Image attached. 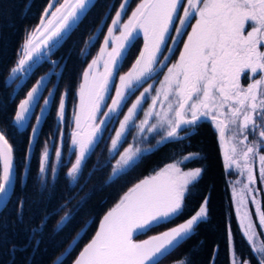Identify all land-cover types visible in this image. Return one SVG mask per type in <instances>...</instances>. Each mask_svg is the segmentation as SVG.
Instances as JSON below:
<instances>
[{
	"label": "snow or ice",
	"instance_id": "1",
	"mask_svg": "<svg viewBox=\"0 0 264 264\" xmlns=\"http://www.w3.org/2000/svg\"><path fill=\"white\" fill-rule=\"evenodd\" d=\"M95 5L96 0H63L48 15L53 7V0H49L40 15L39 24L33 31L25 32V40L16 53L19 58L10 68L5 83H16L17 88L22 87L42 60L50 64V69L36 80L25 98L15 104L14 115L8 117V124L0 127V208L13 195L16 176L14 150L7 138L8 131L11 129L21 134L20 130L31 127L28 150L23 160L24 167L28 168V152L33 143L39 140L37 133L41 122L46 120L45 111L51 104L55 109L53 131L45 139L38 158L33 184L35 198H30L27 193L16 198L17 217L21 221L26 203L36 206L30 220L41 211L39 205L44 206L40 223L30 229L29 239L35 242L34 250L40 243L37 234L43 235L52 216L64 213L53 227L51 239H54L75 218L85 202L82 198L65 212L72 198L62 197L49 211L48 206L55 194V184L50 183L49 176L55 180L58 170L66 168L65 189L70 190V187L80 183L82 177L87 180L96 171L110 168L107 179L101 185L102 190L104 186H111L127 175L146 154L158 150L156 145L163 146L165 142L173 140L178 142L197 134L196 128L205 119L210 120L218 130L222 143L226 132L233 133L230 137L235 141L232 155L225 152L224 160L226 168L235 166L247 176V182L240 192L233 188V195L239 197L237 212L240 213L246 204L245 193L252 195L254 190L250 185L256 183L250 160H259L260 181L264 183V75H260L264 74V51L260 50L264 47V0H186V3L185 0H139L126 20L123 17L131 6L130 0H120L118 6L107 2L106 11L100 14L95 23L90 20L85 26V32L89 26L92 30L85 36L83 46L76 54L77 60L82 62L92 54L100 34H103V40L98 55L91 59L81 74L77 88L79 103L75 106L72 120L68 121L67 89L60 93L57 103L55 90L58 81L53 82L51 77L63 78V70L67 68L78 41H74L72 47L57 59H52L51 54L63 47L72 33L79 30ZM181 7L182 14L179 12ZM112 8H115L114 15ZM108 16H111L110 23L105 19ZM193 19L195 23H192ZM249 23L251 30H246ZM189 24L191 31L187 33L183 48L176 61L168 66L166 62L175 52L174 45L183 39ZM37 32L42 39L34 43L33 36ZM141 33L142 48L129 71L119 75ZM161 72L164 75L159 78ZM245 73L251 74L248 77L251 82L246 87L241 84L242 74ZM257 75H260L259 79ZM154 79H159V87H155V95L151 96V105L145 110L144 118L139 123L134 120L142 102L154 88L153 84L140 92L121 119L119 113L128 99ZM49 83H53V88L47 87ZM44 91L48 95H43ZM9 97H12V93H9ZM3 106L0 105V108ZM33 117L35 123L32 122ZM149 117H154L155 123H150ZM116 120H119V126L115 128L114 135H110V144L106 149L108 153L119 151V146L133 126L139 133H155L160 139L151 149L129 144L119 152L118 159L105 156L101 162L97 157V162L85 174L88 160L104 139V133H111L109 125ZM180 132L184 133L183 137ZM249 136L253 137L251 142ZM133 137L138 144L147 140V136L136 133H133ZM237 145L242 148L238 150ZM198 155L189 154L184 159ZM202 172V168L184 171L177 162L169 163L154 175L140 179L104 213L95 233L71 264H158L161 257L170 254L196 234L201 222H207L210 196L204 197L190 218L159 235L137 242L133 234L151 231L153 227L169 224L182 215L187 196L192 194L191 189ZM20 185L22 189L26 187L23 173L20 175ZM252 203L256 205L258 224L253 221L250 212L243 211L238 227L250 250L257 256L258 264H264V210L255 196H252ZM89 219L94 222V217ZM87 226L88 221H85L70 241L65 255L86 234ZM257 227L261 229L260 232L256 231ZM228 238L231 264H250L248 260L236 257L230 229ZM53 264L58 262L54 261ZM176 264H189L187 256Z\"/></svg>",
	"mask_w": 264,
	"mask_h": 264
},
{
	"label": "trees",
	"instance_id": "2",
	"mask_svg": "<svg viewBox=\"0 0 264 264\" xmlns=\"http://www.w3.org/2000/svg\"><path fill=\"white\" fill-rule=\"evenodd\" d=\"M60 1L58 0L57 5L60 4ZM130 1L131 8L139 0ZM48 2L49 0H0V105H4L0 108V127L8 124V117L14 115L15 104L20 99L25 98L26 92L35 84L36 80L49 72L50 64L46 60H42L22 87L17 88L16 83H11L10 85L5 83V77L8 75L10 68L16 63V53L25 40L26 30L30 31L37 26L40 15ZM107 2L115 3L118 6L120 0H96L95 7L88 13V18L80 25L79 30L72 33L63 47L51 54L52 59H57L72 47L74 41H78L72 58L68 60L67 68L63 70V78L58 79L55 75L51 77L53 82L58 81V88L55 90L57 103L60 93H63L67 89L66 114L68 121H70L71 108L79 76L95 55L103 40V34H100V39L92 49V54L82 62L77 60L76 54L79 53V49L83 46L85 36L92 30L91 26H89L87 32H85V26L88 25L90 20L95 23L100 14L106 11L105 4ZM111 13L114 15L115 8L111 9ZM105 19H107L108 23L111 22V16L105 17ZM106 31L107 25L105 24L104 33ZM188 31L189 25L183 39L179 40L174 46L175 52L171 56V60L176 59L179 55ZM141 47L142 40L141 38H137L120 71L125 72L130 68ZM242 76L244 77V74ZM47 87L49 89L53 88V83H49ZM9 93H12L11 98L9 97ZM43 95H48V92L44 91ZM132 97L128 99L120 114L128 106ZM36 111L39 112V109L37 108ZM45 116L46 120L41 122L40 130L37 133L39 140L33 143L31 150L28 152V168L24 167L23 160L28 150V135L31 132V127L29 126L24 130H20L21 134H16L11 129L8 131L7 138L14 150L16 184L8 204L0 212V264H53L62 254L66 253L70 241L81 230L85 221H88L86 234L81 236L71 252H67L66 255L64 254L58 261V264H71L72 260L75 259L79 251L82 250L95 233L100 218L116 203L120 195L140 179L176 159L178 156L196 153L199 155L193 156V159L187 162L186 165L193 168L200 167L203 169V172L198 181L194 183L191 189L192 194L187 196L183 214L169 224H162L160 227H153L151 231L136 234L134 239L142 240L177 226L187 218H190L194 214V211L198 209L204 197L208 195L210 196V200L208 203L209 219L207 222H201L196 230V234L188 238L186 242L181 243L170 254L161 257L158 264H171L183 259L185 256H187L189 264H213V261L214 264H230L229 229L233 235L235 253L241 259L248 260L250 264H258L256 255L250 250L233 215L220 139L210 120H202L196 128L197 134L192 135L189 139L178 142L173 140L165 142L163 146H159L156 145V141L160 139V136L155 135L154 138L157 139L153 143V146L156 145L158 150L152 151L151 154H146L142 161L128 172L127 175L117 179L111 186H104L102 190L101 185L107 179L110 168L96 171L87 180L82 177L80 183L70 187V190L65 189V180L67 178L64 176V172L66 168L58 170V178L55 180L49 176L50 183L55 184V194L48 206L49 211L56 206L62 197L72 198L68 207L64 209L65 212L76 206L82 198L85 202L80 207L75 218L54 239H51L53 227L64 213L60 212L58 215L52 216L44 228L43 235L37 234V239L40 240V243L34 250L33 244L35 242L29 239L30 229L33 225L40 223L44 206L42 204L39 205L41 211L37 212L35 218L30 220L36 206H30V203H26L23 209V220L21 221L17 217L16 198L22 193H27L30 198H35L33 195V184L38 166V158L45 139L53 131L55 109L51 104ZM32 122L35 123L34 117ZM115 124L109 127L112 130L111 133H104V139L87 162V167L84 169L85 174L97 162V157L100 158L101 162L105 156L109 158L115 156L117 159L119 152L128 144L130 137H126L122 141L119 151L114 152L112 155H109L106 151L110 144V135L114 133ZM56 134L57 136L59 135L57 132ZM180 136L183 137L184 133L180 132ZM114 161L115 159L112 160V163ZM21 173L25 176L26 187L23 189L20 185ZM262 210H264V200L262 201ZM90 217H94V222L89 219ZM214 251L216 253L215 256L213 255Z\"/></svg>",
	"mask_w": 264,
	"mask_h": 264
},
{
	"label": "rangeland",
	"instance_id": "3",
	"mask_svg": "<svg viewBox=\"0 0 264 264\" xmlns=\"http://www.w3.org/2000/svg\"><path fill=\"white\" fill-rule=\"evenodd\" d=\"M138 2H139V1H138ZM138 2H137V3H138ZM59 3H63V0H61ZM130 3H131V1H130ZM137 3H136V4H137ZM185 3H186V0H185ZM136 4L133 5V7H131V8L129 7V8L127 9V14L123 17L124 20H126V19H127V16L131 14V11H132L133 8H135ZM58 6H59V5H58ZM179 12H180V14H182V12H183V8H182V7L179 9ZM114 14H115V13H114ZM192 23H195V19L192 20ZM33 30H34V29H32V30H30V31H33ZM246 30H251V24H250V23L246 25ZM190 31H191V25L189 24V31H188V32H190ZM117 34H118V32H117ZM173 34H175V29H173ZM245 34H246V32H245ZM137 38H141V40H142V46H143V35H142V33H141ZM186 39H187V35H186V37H185V40H186ZM170 43H171V41H170ZM183 43H184V42H183ZM174 46H175V45H174ZM99 48H100V47H99ZM99 48H98V50H99ZM141 48H142V47H141ZM182 48H183V45H182ZM182 48H181V50H182ZM98 50L96 51V53H95L94 56L98 55ZM260 50H261V51H264V47H262ZM166 51H167V49H165V52H166ZM94 56H93V57H94ZM178 56H179V55H178ZM178 56H177V58H178ZM93 57H92V58H93ZM18 58H19V57L17 56V59H18ZM177 58H176V59H177ZM135 59H136V58H135ZM176 59H174V60L169 59L166 63L168 64V66H171V64H172L173 62H175ZM16 61H17V60H16ZM90 61H91V60H90ZM90 61H89V62H90ZM86 67H87V65H86ZM86 67H85V68H86ZM85 68H84V69H85ZM84 69H83V70H84ZM129 69H130V68H129ZM129 69H128L127 71H129ZM127 71H125V72H127ZM166 71H167V69L165 68V69H164V72H166ZM82 72H83V71H82ZM82 72H81V74H82ZM125 72H123V71H119V75H122V74H124ZM164 72H161V73H160V75H159L160 77H159V78H162V77H163ZM81 74H80V76H79V80H78L77 85H76V91H75V95H74V101H73V105H72V108H71L70 121H71L72 118H73V112H74L75 106L78 105V103H79V99H78V96H77V88H78V84L80 83V77H81ZM242 75H243V74H242ZM249 75H251V74H250V73H245V74H244V77H243V76L241 77V84H242V86H245V87H246L247 84L251 82V80L248 78ZM260 75H264V74H260ZM260 75H257L256 78L259 79V78H260ZM117 83H118V76H117ZM149 84H153V85H154V88H153L152 90H150V92L148 93V98H147L145 101L142 102L141 107L138 109L137 114L134 116V120H135L136 123H139V122L144 118V112H145V110H147V109L149 108V106L151 105V96L155 95V87H159V79L149 80L147 84H144V86L141 87V88L139 89V91H137L134 95H132L133 97L131 96L132 99H131L130 103L128 104V106L125 108V110H124L121 114L119 113V117H120L121 119L123 118V115L127 112V108L131 106V104L136 100V97L140 95V92H142V91L144 90L145 87H148ZM16 87H17V85H16ZM113 94H114V89H113ZM109 102H110V99H109ZM42 103H43V101H42ZM49 107H50V105H49L48 108L46 109L45 114H46L47 111L49 110ZM157 107H159V105H157ZM66 115H67V114H66ZM149 121H150V123H155V118H154V117H149ZM114 123H116V124H115V128H117V127L119 126V120H116ZM114 123H113V124H114ZM211 123H212V122H211ZM113 124H112V125H113ZM112 125H109V127H112ZM212 125H213V124H212ZM73 126H74V125H73ZM146 127H147V126H146ZM213 127L215 128L214 125H213ZM215 130L217 131V134L219 135L218 130H217L216 128H215ZM114 131H115V129H114ZM56 132L58 133V130H57ZM133 133H136L138 136H147V140L144 141L143 143L138 144V143H137V140H134ZM58 134H59V133H58ZM162 134H163V133H161V135H162ZM113 135H114V133H113ZM155 135H156L155 133H147V132H145V133H139L138 130L133 126L132 128H130L129 132H128V133L126 134V136H125V138H126V137H130V138H129L128 144H127L124 148H127V147L129 146V144H133V145H135V146H139L141 149H150V148L153 147V143H155V141H156V139H157V138H156V139L154 138ZM232 135H233L232 132H226L223 143H222L221 140H220V144H221V150H222L223 158H224V154H225V152H227L229 156L232 155L231 149H232V147H233V144L235 143V141H233V140L230 139V137H231ZM125 138H124V139H125ZM153 138H154V139H153ZM124 139H123V140H124ZM219 139H220V138H219ZM252 139H253V137H252V136H249V141H250V142H251ZM150 141H151V142H150ZM150 143H151V144H150ZM124 148H123L120 152H122V151L124 150ZM237 148H238V150H239L240 148H242V146H241V145H237ZM53 151H54V150H53ZM113 153H114V152H113ZM113 153H109V155H112ZM262 154H264V152H262ZM187 156H188V155H187ZM184 157H185V156H178L176 159L172 160V161L169 162V163H177V162H178V163H179V166H180V167L182 168V170H184V171L193 170V169H195V168H200V167H195V168H193V167H188V166L186 165L187 162H189V161H190L191 159H193V158L191 157L190 159H187V160H186V159H184ZM118 158H119V155H118L117 159H118ZM73 159H74V156H73ZM114 163H115V161L113 162V164H114ZM169 163H167V164H169ZM167 164L163 165L161 168L155 170L154 172H152V173H150V174H148V175H146V176L154 175L155 172H157V171H159L160 169L164 168ZM224 164H225V167H226V162H225V160H224ZM250 164H251V167H252L253 174H254V176L256 177V183L250 185V187L254 190L253 193H252V195H248L247 193H245V196H246V204H245V207H244L243 209H241V212H240V213L237 212V201H238L239 197L233 195V188H235L237 192H240V190H241L243 184L247 182V176H246V174H241V173L239 172V170L235 168V166H233L231 169L226 168V172H227V179H226V181H227V186H228V189H229V192H230V196H231L233 215L235 216V219H236V221H237V224H238L239 216H240V214L243 213V211H248V212H250V213L252 214V219H253V221L256 222V223L258 224L257 217H256V205H254V204L252 203V196H255L256 200L260 203V205H261V209H262V201L264 200V183H261V181H260V171H259V169H260V163H259V160H258V159H252V160H250ZM146 176H145V177H146ZM23 177H25V176H23ZM143 178H144V177H143ZM143 178H142V179H143ZM239 229H240V228H239ZM256 231H257V232H260L261 229H259V227H257ZM240 232H241V234H242V230H241V229H240ZM162 233H163V232H162ZM136 234H138V233H134V234H133V239H134V236H135ZM159 234H161V233H159ZM159 234H156V235H159ZM153 236H155V235H153ZM150 237H152V236H149V237H147V238H145V239H142V240H136V239H134V240L137 241V242H140V241H143V240H147V239H149ZM244 239H245V238H244ZM245 240H246V239H245ZM248 245H249V244H248ZM67 249H68V248H67ZM64 254H65V253H64ZM64 254H62V255H61L56 261L58 262V261L64 256ZM235 254H236V253H235ZM236 257L239 258V259H241V258L238 256V254H236ZM256 257H257V256H256ZM178 261H179V260H178ZM176 262H177V261L172 262L171 264H176ZM230 264H231V260H230Z\"/></svg>",
	"mask_w": 264,
	"mask_h": 264
},
{
	"label": "water",
	"instance_id": "4",
	"mask_svg": "<svg viewBox=\"0 0 264 264\" xmlns=\"http://www.w3.org/2000/svg\"><path fill=\"white\" fill-rule=\"evenodd\" d=\"M57 2H58V0H53V7L49 9V13H48V15H49V14L51 13V11L55 8ZM39 22H40V20H39ZM38 24H39V23H38ZM38 24H37V25H38ZM40 38H42V35L38 32V33L36 34V36L33 38L34 43H36ZM205 120H207V119H205ZM14 163H15V161H14ZM15 173H16V171H15ZM15 184H16V176H15V183H14L13 191H14V188H15ZM10 198H11V197H10ZM9 200H10V199H9ZM7 204H8V203H7ZM7 204H6V205H7ZM6 205H5L3 208H0V212L6 207Z\"/></svg>",
	"mask_w": 264,
	"mask_h": 264
}]
</instances>
